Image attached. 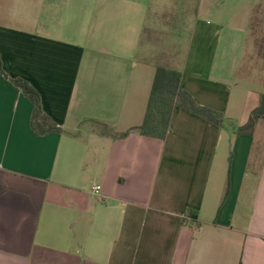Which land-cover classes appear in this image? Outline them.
Segmentation results:
<instances>
[{"label": "crops", "instance_id": "crops-1", "mask_svg": "<svg viewBox=\"0 0 264 264\" xmlns=\"http://www.w3.org/2000/svg\"><path fill=\"white\" fill-rule=\"evenodd\" d=\"M0 59L62 130L0 74V264H264V0H0ZM158 66L222 128L131 130Z\"/></svg>", "mask_w": 264, "mask_h": 264}, {"label": "trees", "instance_id": "trees-1", "mask_svg": "<svg viewBox=\"0 0 264 264\" xmlns=\"http://www.w3.org/2000/svg\"><path fill=\"white\" fill-rule=\"evenodd\" d=\"M0 74L8 79L33 105L31 116L32 131L38 136L49 133H60L61 128L45 115L38 92L22 79L9 78L2 69L0 59ZM181 75L178 71L165 67H157L150 90L143 122L131 130L143 137L163 141L168 133L172 112L180 108L202 119L209 125L222 128L224 116L221 112L198 105L194 98L180 85ZM259 120H264V95L259 104L250 112L245 124L236 129V134L252 135ZM130 130V131H131ZM121 135L113 134L115 138H123L130 132ZM104 133H109L104 129Z\"/></svg>", "mask_w": 264, "mask_h": 264}, {"label": "rangeland", "instance_id": "rangeland-1", "mask_svg": "<svg viewBox=\"0 0 264 264\" xmlns=\"http://www.w3.org/2000/svg\"><path fill=\"white\" fill-rule=\"evenodd\" d=\"M239 74H242V77H247L250 75V69L244 65L243 67H241V71L239 72ZM260 77H264V76H260Z\"/></svg>", "mask_w": 264, "mask_h": 264}, {"label": "built area", "instance_id": "built-area-1", "mask_svg": "<svg viewBox=\"0 0 264 264\" xmlns=\"http://www.w3.org/2000/svg\"><path fill=\"white\" fill-rule=\"evenodd\" d=\"M92 191L95 193V194H98L99 191H100V186L99 185H95L92 187Z\"/></svg>", "mask_w": 264, "mask_h": 264}]
</instances>
